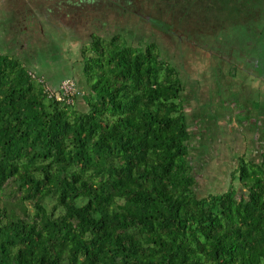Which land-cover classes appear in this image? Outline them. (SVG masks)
<instances>
[{
  "label": "trees",
  "instance_id": "obj_1",
  "mask_svg": "<svg viewBox=\"0 0 264 264\" xmlns=\"http://www.w3.org/2000/svg\"><path fill=\"white\" fill-rule=\"evenodd\" d=\"M31 1L55 37L79 42L81 75L57 80L85 92L49 98L45 70L0 53V264H264V154L240 155L229 188L199 197L180 70L157 41L105 33L126 0ZM255 3L236 5L264 10ZM179 4L150 19L169 29ZM27 20L23 33L43 28Z\"/></svg>",
  "mask_w": 264,
  "mask_h": 264
},
{
  "label": "rangeland",
  "instance_id": "obj_2",
  "mask_svg": "<svg viewBox=\"0 0 264 264\" xmlns=\"http://www.w3.org/2000/svg\"><path fill=\"white\" fill-rule=\"evenodd\" d=\"M171 1L126 0L122 3L124 9L120 10L128 13L123 15L116 11L121 14L117 17L118 22L112 27L108 26L105 33H122L136 46L157 41L165 57L180 70L185 87V111L191 131L190 162L196 177L194 189L199 197H203L229 188L240 155L262 161L264 10L263 6H251L245 8L244 15L236 5L237 0H181L183 5L179 4L170 12V19L167 20L172 26L168 29L161 23L153 22L150 17L161 7L168 9ZM252 2L255 3V0ZM17 4L15 2L16 6L9 10L12 13L18 8L16 17L21 19L9 22V15L0 13V23L5 24V33L9 24L13 23L2 41L5 48H15L14 54L19 59L28 58V67L36 72L44 66L45 70L53 67L63 76L75 74L73 70L81 75L79 42H71L73 38L68 39V36L67 40L62 36L55 37L52 28L54 23L48 21L51 17V13L46 12L48 7L44 6L40 14L34 9L32 1L28 3V0H20ZM7 6L10 8V5ZM2 8L6 6L0 0V10ZM9 10L5 9V12ZM39 18L42 20L43 28L40 31L43 34L40 36V31L37 33L36 29L30 31L28 28L27 33L22 34V40L25 41L26 34L31 33L29 37L33 40L29 41L32 45L27 46L25 42L22 50L15 46L13 38L21 31L25 20L28 19L27 24L31 27L34 22H39ZM55 19V24L60 26L61 19L58 16ZM224 25L230 27L224 29ZM200 27L201 35H198L195 31ZM25 28L24 31L27 30ZM60 28L63 29V26ZM219 28H222L221 33ZM80 29L78 32L82 35L88 31L82 25ZM209 31L214 36H210ZM82 35V39L87 40L88 36ZM227 40L235 46L233 50ZM252 49L256 50L255 54ZM254 55L258 59L256 62L251 59ZM57 59L59 63L56 64ZM230 63L237 64L238 68H232ZM256 64L260 66L257 68ZM236 184L239 192L244 193L243 185Z\"/></svg>",
  "mask_w": 264,
  "mask_h": 264
},
{
  "label": "crops",
  "instance_id": "obj_3",
  "mask_svg": "<svg viewBox=\"0 0 264 264\" xmlns=\"http://www.w3.org/2000/svg\"><path fill=\"white\" fill-rule=\"evenodd\" d=\"M2 1V0H1ZM3 2H4V6H6V8H2L1 10H0V13L1 14H3V13H5L6 15H9V17L7 18V21H11V20H17V19H20L19 17H16L17 16V14H19V12L17 13L16 11H19L18 10V8H16V9H14L15 11H13L14 13H13V15H11V10L16 6V5H14V3L15 2H17L18 3V0H3ZM19 4V3H18ZM17 4V5H18ZM7 5H10V8L7 6ZM5 9H7V10H9V9H11V10H9L8 12H5ZM4 15V14H3ZM1 20V19H0ZM12 27H13V23L11 22L10 24H9V29H8V31L5 33V31H4V29H5V24H3V23H0V30L2 31V32H0V45L2 44L3 45V47H0V53H4V54H9V55H14V56H16L14 53V51H15V48H5V45H4V43L2 42L3 40H4V37L6 36V35H8V33H9V31L12 29ZM4 32V33H3ZM22 33H23V31H22V29H21V31H19L17 34H16V36L13 38L14 39V45L15 46H17L18 48H21V50H22V46L24 45V41L22 40ZM17 57V56H16ZM19 58V57H18ZM20 59H22V57H20ZM23 61H24V63L26 64V65H28V58L27 59H22ZM42 70H43V72H44V70H45V67H44V69L42 68ZM45 72L47 73V79H49L50 81H51V83H53L52 85H54L55 87L57 86V84H58V86H59V83H58V80H57V78H58V72L53 68V67H49V70H45ZM57 86V87H58ZM79 96V95H78ZM81 96V95H80ZM82 97V96H81ZM81 97H78L77 98V100L79 101V106L81 107V108H85V102H84V100H83V98H81Z\"/></svg>",
  "mask_w": 264,
  "mask_h": 264
},
{
  "label": "built area",
  "instance_id": "obj_4",
  "mask_svg": "<svg viewBox=\"0 0 264 264\" xmlns=\"http://www.w3.org/2000/svg\"><path fill=\"white\" fill-rule=\"evenodd\" d=\"M38 81L45 83V90L48 97L57 101H65L68 104L74 103V96L79 94L76 82L70 78L64 79L56 89H54L49 83H46L43 78H40Z\"/></svg>",
  "mask_w": 264,
  "mask_h": 264
},
{
  "label": "clouds",
  "instance_id": "obj_5",
  "mask_svg": "<svg viewBox=\"0 0 264 264\" xmlns=\"http://www.w3.org/2000/svg\"><path fill=\"white\" fill-rule=\"evenodd\" d=\"M78 90H79V88H78ZM83 93H84V92H83ZM83 93L79 90V94H80V95H83Z\"/></svg>",
  "mask_w": 264,
  "mask_h": 264
}]
</instances>
